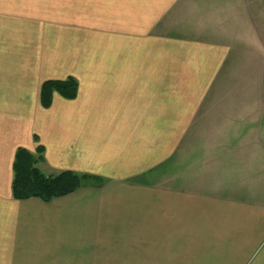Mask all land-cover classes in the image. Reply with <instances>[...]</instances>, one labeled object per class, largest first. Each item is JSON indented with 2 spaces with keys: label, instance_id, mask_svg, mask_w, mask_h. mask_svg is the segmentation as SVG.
I'll use <instances>...</instances> for the list:
<instances>
[{
  "label": "crops",
  "instance_id": "1",
  "mask_svg": "<svg viewBox=\"0 0 264 264\" xmlns=\"http://www.w3.org/2000/svg\"><path fill=\"white\" fill-rule=\"evenodd\" d=\"M261 9L0 0V264H264ZM39 146L45 174L102 181L15 199L16 151Z\"/></svg>",
  "mask_w": 264,
  "mask_h": 264
},
{
  "label": "trees",
  "instance_id": "2",
  "mask_svg": "<svg viewBox=\"0 0 264 264\" xmlns=\"http://www.w3.org/2000/svg\"><path fill=\"white\" fill-rule=\"evenodd\" d=\"M79 83L73 76L65 79L47 80L41 89V103L49 108L53 95L59 93L67 99L77 96ZM44 161V148L39 146L36 152L19 147L13 163L12 193L15 199L30 198L49 202L57 197L70 194L91 182H101L98 176L64 170L54 175H47L40 167Z\"/></svg>",
  "mask_w": 264,
  "mask_h": 264
},
{
  "label": "rangeland",
  "instance_id": "3",
  "mask_svg": "<svg viewBox=\"0 0 264 264\" xmlns=\"http://www.w3.org/2000/svg\"><path fill=\"white\" fill-rule=\"evenodd\" d=\"M263 9H264V0H263ZM263 11V12H262ZM261 14V15H260ZM259 15V16H258ZM255 16H256V18H258V21L259 22H262V21H264V10H262L261 9V12H260V10H259V12H257V13H255ZM254 21H256V20H254ZM246 28V27H245ZM252 37H253V35H252ZM248 42H249V45H250V49L252 50V52L254 51V53H255V57H254V60L256 61V62H262V61H264V44L263 45H261V43H260V46H257V44L255 43H253V42H251V41H249L248 40ZM252 52H250V53H252ZM257 55H259L260 56V58L257 60ZM253 58V57H252Z\"/></svg>",
  "mask_w": 264,
  "mask_h": 264
}]
</instances>
